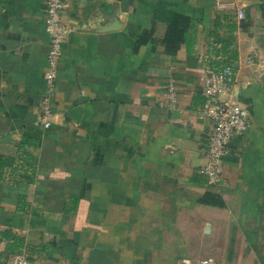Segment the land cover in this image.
<instances>
[{
    "label": "crops",
    "instance_id": "crops-1",
    "mask_svg": "<svg viewBox=\"0 0 264 264\" xmlns=\"http://www.w3.org/2000/svg\"><path fill=\"white\" fill-rule=\"evenodd\" d=\"M62 1L69 31L44 128L46 0H0V155L11 158L0 164V264L16 253L29 264H264L259 2ZM176 15L189 23L167 48ZM224 39L250 124L210 184L201 88L229 60Z\"/></svg>",
    "mask_w": 264,
    "mask_h": 264
},
{
    "label": "built area",
    "instance_id": "built-area-1",
    "mask_svg": "<svg viewBox=\"0 0 264 264\" xmlns=\"http://www.w3.org/2000/svg\"><path fill=\"white\" fill-rule=\"evenodd\" d=\"M62 0H46L44 30L48 35L45 74V90L39 102L42 126L49 125L51 116L49 96L54 89V76L57 59L60 54V43L68 33V28L60 20L63 8ZM235 68L233 64H220L208 68L203 77L201 88V116L209 121V131L203 144V163L199 171L205 175L207 182L216 184L221 179L222 164L228 154V144L234 137L246 132L250 124L247 108L236 100L232 85ZM169 103L174 105L172 92ZM4 264H29L21 253L11 255ZM198 264H205L204 261Z\"/></svg>",
    "mask_w": 264,
    "mask_h": 264
},
{
    "label": "trees",
    "instance_id": "trees-1",
    "mask_svg": "<svg viewBox=\"0 0 264 264\" xmlns=\"http://www.w3.org/2000/svg\"><path fill=\"white\" fill-rule=\"evenodd\" d=\"M256 2H259V8L261 11V15H264V0H253ZM189 23V18L188 17H184L181 15H176L174 16L170 22L167 24L166 26V31H165V36H164V46L167 48H176L178 46L179 40H183V33H184V29H185V25L187 26ZM240 24V23H239ZM227 29L231 32L235 26L233 23H229V24H225ZM218 26V22L215 19V22L213 24V29H215ZM241 26V24H240ZM220 38H217V40ZM232 39V37H229V40ZM139 43H143L144 42V38H139L138 40ZM227 45H229L228 40L223 41V47H224V51L223 53H226L227 59L229 60H225L224 63L221 64H233V59H234V52L230 49V48H226ZM219 65V63L217 64V66ZM216 66V67H217ZM234 66V64H233ZM235 68V66H234ZM11 158L9 157H4L0 155V164H2L1 162H4L6 164H9ZM202 201H205L204 199Z\"/></svg>",
    "mask_w": 264,
    "mask_h": 264
},
{
    "label": "water",
    "instance_id": "water-1",
    "mask_svg": "<svg viewBox=\"0 0 264 264\" xmlns=\"http://www.w3.org/2000/svg\"><path fill=\"white\" fill-rule=\"evenodd\" d=\"M254 78L260 85H264V68L254 70Z\"/></svg>",
    "mask_w": 264,
    "mask_h": 264
}]
</instances>
